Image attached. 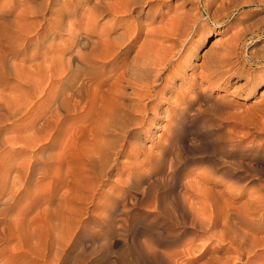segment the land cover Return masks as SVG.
<instances>
[{
    "label": "rangeland",
    "instance_id": "rangeland-1",
    "mask_svg": "<svg viewBox=\"0 0 264 264\" xmlns=\"http://www.w3.org/2000/svg\"><path fill=\"white\" fill-rule=\"evenodd\" d=\"M11 1L18 5L6 15L8 21L22 7L21 0ZM153 1L122 18L138 17L143 27L129 54L154 48L170 62L133 114L122 117L121 99H107L120 110L114 127L101 126L102 117L92 122L80 108L70 111L51 138L47 128L24 132L26 117L41 115L37 106L45 96L33 88L26 110L27 86L11 68L5 71L11 58L0 61V264H264V99L259 95L264 84L246 92L235 86L243 77L209 83L208 56L202 54L212 41L221 44L231 36L232 21L213 24L203 0ZM187 10L203 16L201 28L185 40L172 34V20ZM247 12L243 18L259 22L264 5ZM42 16L54 20L42 23ZM42 16L20 23L22 36L30 40L28 54L14 57L18 63L26 59L23 75L35 81L39 72L29 65H41L45 57L37 54L60 41L50 34L56 16ZM105 17L98 27L111 22ZM144 29L159 32L145 35ZM43 32L48 40L38 46L35 40ZM257 35L252 41L248 36L240 51L263 47L264 25ZM132 89L126 87L123 103H131ZM6 107L22 112L13 117ZM34 138L39 139L25 144ZM30 165L25 189L17 169L26 173Z\"/></svg>",
    "mask_w": 264,
    "mask_h": 264
},
{
    "label": "bare ground",
    "instance_id": "bare-ground-1",
    "mask_svg": "<svg viewBox=\"0 0 264 264\" xmlns=\"http://www.w3.org/2000/svg\"><path fill=\"white\" fill-rule=\"evenodd\" d=\"M0 1L4 4L0 6V61H7L8 58H11V63L7 61L11 67L8 66L7 68V66H5L7 68L5 71L8 70L7 72H9V68H11L13 76L21 80L20 83L27 86V90L24 92L25 102L23 104L26 110L32 103V96H34L32 93L33 88H40L39 93L45 96L44 99L41 100V104H38L40 107L37 106L38 109H41V115H37L35 111L32 113L33 115L27 116L26 118H28L29 121L26 123L24 132L26 131L25 129L39 132L41 129L47 128L49 132L48 138H51L50 135L59 131L64 124L70 111L75 110L76 112V110L80 108L83 109L84 116L91 118L92 122L96 120L99 121L102 117V122L100 120L101 126L114 127L116 119L121 116L119 113L120 110L116 107L117 103L115 106H112L114 104H107V99L111 98L113 101H119L121 99L120 106L123 112L122 117L131 114V110L136 112L142 101L141 98L146 99L150 96V92H153L155 89V83L160 79L161 71L170 62V58L166 57L165 52L162 54L157 53L158 51L156 49L147 48L148 46L145 47L147 49L137 50L132 56L129 54L133 47L136 46L137 40L143 33V27L142 23L138 21V17L133 21L122 18L129 16L132 12H138L142 7L141 5L144 6L154 3L155 1L153 0H60L61 2H58V0H45L43 2L40 0L39 3H37V1L35 3L34 0H21L22 3H19L22 4L20 13L14 16L10 21L5 17L16 9L17 3L11 0ZM53 5L56 6L54 9ZM252 5H264V0H203L202 9H204L206 17L213 24H221L224 21L230 20L234 26V31L231 30L233 33L227 40L221 42V44H217L218 42L216 43L218 39L212 41L209 46L211 49H206L202 54L208 56L205 59L208 63L206 70L209 73L206 74L204 78H206L209 83L215 82L219 86L220 84L228 82L232 77H243V82L235 84V86L237 85V87L242 90L245 89L244 91L246 92H252L255 88L264 84V46L255 51H247L244 53L240 51V49L243 50L244 46L248 43V38L252 41L253 38L258 36L257 34L264 25V18H260L259 22L243 18V15H248L250 13L247 12V9ZM82 7L84 10L82 12L80 11V15H77L78 9ZM240 10L241 12L238 16L230 17L235 11ZM44 12L56 16L57 19L54 21V26L50 34L53 35L54 38L59 37L60 41L55 48L51 47V49L48 45L50 49L46 48L45 51L42 52L37 51L39 52L37 55H43L45 59L41 65L35 64L34 66V64L31 63V65H29L31 69L39 72V76L37 79L35 78V81L33 78L28 77L29 75L27 77L23 75L26 59L23 58L18 63L15 58L18 53L27 57V44L30 42L29 39H25L22 36L20 23L23 20L37 21V18L42 16ZM161 14L162 13L158 14V18L162 17ZM105 16H108V18L111 17V22L108 24L106 23L102 27H98V20ZM148 16L147 13L146 18ZM202 16L203 14L200 15L198 11H183L177 18L172 20L174 23L172 34L175 36H184L186 40L191 31L197 32L201 28L200 18ZM53 20L54 18L41 17L42 23H51ZM256 20H258V18ZM5 28H10L11 31H5ZM188 29H190L189 32H186ZM145 31H147L145 35H154V33L159 32V30L156 29ZM64 35L67 37H64ZM47 40V34L43 32L37 37L35 43L39 46L43 42H47ZM215 43L217 45L213 50L211 46ZM211 50H213V52ZM32 52L35 51L29 53ZM121 55L123 58L121 57L122 59L117 61L116 58ZM35 57L38 59L37 56ZM42 58L40 56V59ZM27 59L29 60V57ZM31 60L33 62V59ZM252 64H259L257 65L259 69L253 71ZM20 72L22 73L21 78L19 77L21 75ZM112 78L113 80L110 81ZM130 85L133 88L130 93L133 97L131 98V103L128 105L123 103L122 97L126 94V87ZM140 89H142L141 92H139ZM16 92L18 91L16 90ZM20 95H18L19 98ZM259 95L261 99H264V89ZM2 98L4 97H1V100ZM3 101L1 103H3ZM11 101L14 100H10V103ZM144 105L145 104H143V106ZM6 108L7 113L13 117L20 111L18 107H13L10 110L8 107ZM91 136H93V134ZM38 139L39 138L29 139L30 141L25 144L29 146ZM28 164H30V162ZM31 168L32 165L27 166L26 173H21L20 171L22 170L17 169L18 183H20L22 188L26 189L29 186ZM5 171H8V169ZM5 176L6 175H4V177ZM15 177L16 176L13 178ZM12 180L13 179L10 181L12 182ZM12 183H14V181ZM26 191L27 190H25V192ZM19 198H17V200ZM11 205L15 204L13 203ZM11 209L13 208L11 207ZM11 212L9 213L11 214ZM15 212L17 213V211Z\"/></svg>",
    "mask_w": 264,
    "mask_h": 264
}]
</instances>
